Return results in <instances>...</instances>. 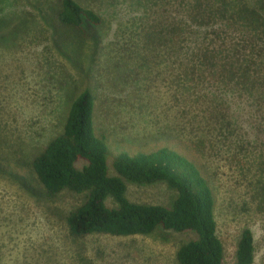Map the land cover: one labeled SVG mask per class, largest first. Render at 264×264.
<instances>
[{
	"label": "rangeland",
	"instance_id": "1",
	"mask_svg": "<svg viewBox=\"0 0 264 264\" xmlns=\"http://www.w3.org/2000/svg\"><path fill=\"white\" fill-rule=\"evenodd\" d=\"M75 1L100 23L62 24L61 0H0V264H178L177 248L196 237L70 235L65 217L85 195L47 196L31 161L62 131L72 99L86 88L110 156L168 148L196 162L215 195L223 264H235L244 228L254 238L251 264H264L263 96L184 74L190 54L162 41L182 21L179 0ZM126 197L169 207L176 191L127 181Z\"/></svg>",
	"mask_w": 264,
	"mask_h": 264
},
{
	"label": "trees",
	"instance_id": "2",
	"mask_svg": "<svg viewBox=\"0 0 264 264\" xmlns=\"http://www.w3.org/2000/svg\"><path fill=\"white\" fill-rule=\"evenodd\" d=\"M177 4L183 10L182 21L162 41L190 54L191 66L184 74L201 82L210 80L211 86L217 83L239 96L262 95L264 101V0H179ZM58 19L79 30L101 21L96 12L75 0H61ZM93 107L92 92L88 88L80 91L69 105L62 131L31 161L47 196L65 190L85 195L65 217L70 235L192 231L196 237L176 250L178 264H223L215 195L200 166L168 148L110 156L106 139L94 130ZM127 181L164 182L176 191V197L169 207L133 202L126 197ZM108 198L113 205H107ZM253 258V233L244 228L237 241L235 264H251Z\"/></svg>",
	"mask_w": 264,
	"mask_h": 264
}]
</instances>
